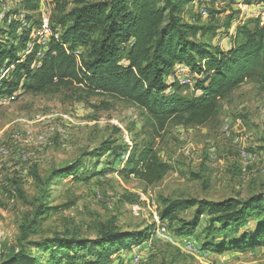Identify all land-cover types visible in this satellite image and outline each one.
Wrapping results in <instances>:
<instances>
[{
	"label": "rangeland",
	"instance_id": "1",
	"mask_svg": "<svg viewBox=\"0 0 264 264\" xmlns=\"http://www.w3.org/2000/svg\"><path fill=\"white\" fill-rule=\"evenodd\" d=\"M21 1L0 0V37L4 36L2 28L12 20L19 21L15 29L24 33L26 40L23 45L13 44L19 57L34 54L35 69L49 43L59 37L61 28L53 27L52 22L80 3L96 0H37L34 12L20 8ZM245 2L235 0L230 6L236 11V20L229 28L225 23L231 10L214 13L229 7L226 0L186 4L182 20L214 25V30L198 38L212 48L229 49L236 23L248 22L252 29L258 19L264 25L261 4ZM241 41L243 36H237L235 42ZM75 53L80 55L77 61L87 59L85 47ZM9 73L6 62L0 64V253L17 249L19 226L32 216L28 201L40 194L45 177L54 169L78 162L82 167L74 175L51 181L48 210L28 240L64 231L94 238L107 223L122 230L152 226L148 241L131 248V252L137 251L135 264H264V247L216 255L202 250L207 214L200 217L189 236L176 234L180 222L159 223L155 216L166 199L218 201L264 193V88L254 77L218 99V111L206 123L187 125L175 117L157 120L125 97L91 89L72 78L41 90L19 86L13 92H3L2 80H10ZM174 74L181 79L176 80L179 94H200L194 88L199 76L187 66L176 65L172 79ZM106 142L113 149L96 156V150ZM147 145L170 166L159 182L150 185L119 173L129 152ZM194 210H181L180 218L191 219ZM160 227L167 233H161ZM32 252L45 255L35 247Z\"/></svg>",
	"mask_w": 264,
	"mask_h": 264
},
{
	"label": "trees",
	"instance_id": "2",
	"mask_svg": "<svg viewBox=\"0 0 264 264\" xmlns=\"http://www.w3.org/2000/svg\"><path fill=\"white\" fill-rule=\"evenodd\" d=\"M198 1L202 0L82 2L59 17L55 24L52 22L53 27L61 28L59 37L49 43L35 69L32 67L34 54L29 53L24 58L17 55L13 42L23 45L26 37L15 29L20 22L12 20L2 28L4 36L0 37V64L6 62L11 75L10 80H2L3 92H13L19 86L41 90L72 78L91 89L125 97L157 120L175 117L187 125H202L217 113L218 99L247 78L254 77L264 88V25L258 19L252 29L248 22L236 23L233 46L225 50L212 48L198 35L214 30V25H199L196 19L193 22L182 20L185 5ZM226 1L229 7L214 13L226 12L235 2ZM254 1L264 9V0ZM20 8L34 12L38 8L37 0H22ZM235 16L233 10L226 14V28L236 20ZM240 35L243 41L235 42ZM81 47L87 49V59L77 61L80 55L75 52ZM178 64L199 76L194 83L199 95L187 97L178 93L180 85L171 78ZM110 149L113 147L106 142L95 154L101 156ZM80 167L81 163H72L52 170L45 177L40 194L28 201L33 207L32 216L19 226L17 249L11 247L1 252L0 264H107L121 249L148 241L152 226L122 230L110 223L101 226L94 238L64 231L41 240H28L35 233L38 220L48 210L47 190L51 181L72 176ZM169 170V164L147 145L130 151L119 173L133 175L150 185L159 182ZM35 177L41 180L38 175ZM193 207L191 219L180 218L181 210ZM203 214L209 217L202 228V250L220 254L264 247L263 192L245 199L229 197L218 201L166 199L159 217L180 222L175 228L176 234L189 236L195 232ZM33 247L45 255H34Z\"/></svg>",
	"mask_w": 264,
	"mask_h": 264
},
{
	"label": "built area",
	"instance_id": "3",
	"mask_svg": "<svg viewBox=\"0 0 264 264\" xmlns=\"http://www.w3.org/2000/svg\"><path fill=\"white\" fill-rule=\"evenodd\" d=\"M45 10H44V8H43V12H44ZM46 41V40H45ZM182 82H184V81H182ZM156 217H157V219H158V221H159V223H160V217L158 216V215H155ZM160 231H161V233H167L165 230H163V228L162 227H160ZM185 243L187 244V245H190V246H192V244L191 243H188V242H186L185 241ZM197 250V249H196ZM137 260V251H133V252H131L130 254H129V256H127V257H125V258H123V259H121L120 260V262L118 263V264H135V261Z\"/></svg>",
	"mask_w": 264,
	"mask_h": 264
},
{
	"label": "crops",
	"instance_id": "4",
	"mask_svg": "<svg viewBox=\"0 0 264 264\" xmlns=\"http://www.w3.org/2000/svg\"><path fill=\"white\" fill-rule=\"evenodd\" d=\"M187 238V237H185ZM131 248H134V246H132ZM131 248H126V249H121L118 253L114 254L112 256V259H111V262L107 263V264H116L120 259V256H122V259L127 255L129 256V254L131 253ZM258 248V247H257ZM252 250V249H250ZM250 250H246V251H243V252H240V251H237V252H240V253H245V252H249ZM210 253V252H209ZM212 255H216L217 253H210ZM119 256V257H118Z\"/></svg>",
	"mask_w": 264,
	"mask_h": 264
},
{
	"label": "bare ground",
	"instance_id": "5",
	"mask_svg": "<svg viewBox=\"0 0 264 264\" xmlns=\"http://www.w3.org/2000/svg\"><path fill=\"white\" fill-rule=\"evenodd\" d=\"M200 13H201V15H202V14L204 15V14H205V11H201ZM178 65L180 66V65H182V64H178ZM183 66H184V65H183ZM185 67H186V66H185ZM174 78H175L176 80H178L179 82H181L180 77H179V76H176V74H174Z\"/></svg>",
	"mask_w": 264,
	"mask_h": 264
}]
</instances>
